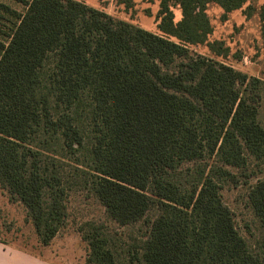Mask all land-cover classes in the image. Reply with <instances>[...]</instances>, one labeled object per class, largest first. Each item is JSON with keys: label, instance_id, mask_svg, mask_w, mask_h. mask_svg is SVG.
Here are the masks:
<instances>
[{"label": "trees", "instance_id": "obj_1", "mask_svg": "<svg viewBox=\"0 0 264 264\" xmlns=\"http://www.w3.org/2000/svg\"><path fill=\"white\" fill-rule=\"evenodd\" d=\"M157 1L158 33L76 0L12 12L0 41V190L42 247L68 225L74 194L94 200L101 216L76 229L83 264H264V179L250 169L264 165V82L190 49L226 55L208 42L206 7L227 14L248 0ZM238 177L253 244L222 199Z\"/></svg>", "mask_w": 264, "mask_h": 264}, {"label": "rangeland", "instance_id": "obj_2", "mask_svg": "<svg viewBox=\"0 0 264 264\" xmlns=\"http://www.w3.org/2000/svg\"><path fill=\"white\" fill-rule=\"evenodd\" d=\"M29 1V0H25ZM88 6L98 8L107 14L127 21L150 32H157V0H131L130 6L118 4L117 0H76ZM8 8L0 10V41H4L6 33L10 32L16 14L24 13V0H0ZM174 22L181 19L178 7L172 8ZM206 14L212 26L208 42H221L227 54L217 56L207 45L191 47L193 53L203 55L241 71L250 77H256L264 82V0H248L241 9L224 14L215 5L206 7ZM216 49L218 45L214 46ZM262 101L259 111V122L264 127V87L261 90ZM250 169L260 170L257 179H264V165L250 166ZM256 177L249 180L250 185L256 182ZM239 183H229L222 190V199L233 212L235 222L241 235L253 244L258 237L257 224L247 208L246 193L248 185L238 177ZM70 219L66 228L51 242L48 251L43 254L56 258L63 264H83L87 245L80 239L76 229L82 221L101 216L102 209L92 199L83 194H74L69 203ZM0 242L15 245L38 253L35 248V234L30 222L26 220L25 210L18 203H11L6 192L0 190Z\"/></svg>", "mask_w": 264, "mask_h": 264}, {"label": "crops", "instance_id": "obj_3", "mask_svg": "<svg viewBox=\"0 0 264 264\" xmlns=\"http://www.w3.org/2000/svg\"><path fill=\"white\" fill-rule=\"evenodd\" d=\"M49 247L50 245L39 246L35 240V248L40 250L35 253L28 249L0 242V264H63L60 260L43 254L48 251Z\"/></svg>", "mask_w": 264, "mask_h": 264}]
</instances>
